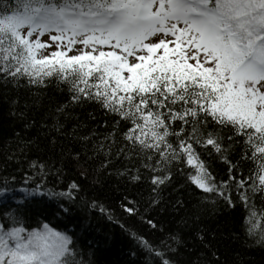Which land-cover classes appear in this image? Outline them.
Here are the masks:
<instances>
[{"label":"snow or ice","instance_id":"6c2138e0","mask_svg":"<svg viewBox=\"0 0 264 264\" xmlns=\"http://www.w3.org/2000/svg\"><path fill=\"white\" fill-rule=\"evenodd\" d=\"M46 33L47 44L40 40ZM77 44L83 48L69 55ZM53 45L57 50L37 59V50ZM54 71L71 78L73 101H99L131 124L124 133L128 151L147 160L155 154V164L145 168L164 173L180 160L194 169L192 183L230 204L196 150L227 151L209 130L213 124L246 138L250 158L261 160L264 187V0H19L16 10L0 14V72L5 80L27 75L41 82ZM94 74L98 83L89 84ZM118 153L130 158L124 148ZM225 162L230 172L237 167ZM170 180L158 174L152 184ZM125 210L138 214L134 205ZM140 243L159 264H173L146 240ZM256 243H264V234ZM76 255L72 237L48 225L25 234L0 224V264H76Z\"/></svg>","mask_w":264,"mask_h":264},{"label":"trees","instance_id":"16d2710c","mask_svg":"<svg viewBox=\"0 0 264 264\" xmlns=\"http://www.w3.org/2000/svg\"><path fill=\"white\" fill-rule=\"evenodd\" d=\"M18 2L0 0V10L10 8L0 14H10ZM95 75L89 84L98 83ZM74 94L71 78L62 79L55 71L41 82H30L27 75L5 80L0 72V191L12 192L0 200V224L25 231L48 225L68 234L76 264H159L140 239L173 264H264V243H256L264 234L261 160L250 158L246 138L210 124L227 151L209 155L196 149L229 204L217 192L192 183L194 169L180 160L164 173L145 168L155 164V154L147 160L128 151L124 133L131 124L99 101H73ZM121 148L129 159L118 153ZM225 158L237 165L231 172ZM158 174L171 180L154 186L152 177ZM240 180L245 181L242 187L237 186ZM21 188L43 194L27 198L18 192ZM122 204L134 205L138 214H129Z\"/></svg>","mask_w":264,"mask_h":264},{"label":"rangeland","instance_id":"374dc122","mask_svg":"<svg viewBox=\"0 0 264 264\" xmlns=\"http://www.w3.org/2000/svg\"><path fill=\"white\" fill-rule=\"evenodd\" d=\"M53 34H55V33H53ZM33 39H35V35L33 36ZM169 39H174V38L169 37ZM40 40H41L42 43H45V44L49 43L50 42L49 35L46 33L44 36L40 37ZM66 43L67 42L65 41V44ZM170 46H173V45H170ZM82 48H83V45L77 44L75 46V48L73 49V52L69 53V55L74 54L77 49H82ZM102 48H103L104 51L111 50V49L108 48V46H102ZM55 50H57V47L55 45H53V47L48 48V49H39V50H37V59H42L44 55H50V53L52 51H55ZM161 52H162V50H161ZM20 192H21L22 195H24L26 197L39 196V194L37 192H35L34 190L31 191V190H28V189H21ZM7 193L8 192H6V191L0 192V199L3 197L4 194H7ZM42 229L43 228L37 229V230H42ZM28 232H31V231H25V234H27Z\"/></svg>","mask_w":264,"mask_h":264},{"label":"bare ground","instance_id":"6f19581e","mask_svg":"<svg viewBox=\"0 0 264 264\" xmlns=\"http://www.w3.org/2000/svg\"><path fill=\"white\" fill-rule=\"evenodd\" d=\"M12 192H9L8 194H4L3 197L0 200H3L7 195L11 194Z\"/></svg>","mask_w":264,"mask_h":264}]
</instances>
